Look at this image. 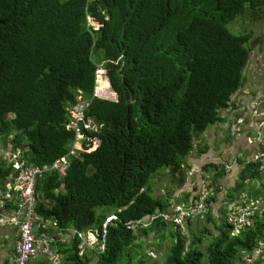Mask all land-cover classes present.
Segmentation results:
<instances>
[{"label":"trees","instance_id":"1","mask_svg":"<svg viewBox=\"0 0 264 264\" xmlns=\"http://www.w3.org/2000/svg\"><path fill=\"white\" fill-rule=\"evenodd\" d=\"M247 11L263 18L264 0H0V144L42 169L36 213L45 227L36 224V233L53 239L61 264H144L139 235H160L169 225L165 263L200 264L206 227L188 241L161 216L147 226L139 222L169 210L168 184L187 181L195 136L222 120L243 87L253 33L236 34L230 24ZM99 65L109 80H101L102 88L111 87L118 100L98 96ZM79 97L88 104L79 126L83 148L68 155L62 176L51 165L76 140L69 125ZM228 163L202 168L210 172L203 177L205 214L217 229L206 255L208 264H249L243 257L264 242V205L238 233L227 217L218 222L208 212ZM15 175L0 152V208L14 203L9 217L18 210ZM161 175L168 183L153 195ZM255 181L252 199L264 197L260 163L245 161L227 201ZM6 182L14 188L6 190ZM102 207L114 211L97 212ZM90 231L99 242L93 249L79 235ZM250 264H264V248Z\"/></svg>","mask_w":264,"mask_h":264},{"label":"crops","instance_id":"2","mask_svg":"<svg viewBox=\"0 0 264 264\" xmlns=\"http://www.w3.org/2000/svg\"><path fill=\"white\" fill-rule=\"evenodd\" d=\"M262 66H264V61H260L257 58L249 60L245 70L244 85L231 98V105L221 111L222 120L195 137L194 149L187 156V164L185 166L186 174L188 175L187 181L184 184H173L174 198L171 199L172 203L175 202L176 204L179 201L184 202L186 200L190 203L194 200L202 177L200 174L203 173L202 168L205 165L216 163L221 165L220 169H222L225 163L230 162V166H225V175L220 180V188L214 194L216 197H214V201H211L208 209L209 212H212L214 218L219 217L220 208L226 210L225 207L229 203L226 199L227 193H229L227 191L236 187L244 162L254 153L250 154L246 159L242 156V153L254 146V144H249L248 140H252L255 134L256 137H259L258 140L261 141L256 144L262 145L263 147H260L264 148V123L262 127L258 128L250 126L247 122L246 125H243V132L238 136H231L229 132L231 129L227 128V125L231 122L242 118L243 114L246 115L248 113L252 117L253 108L255 107L254 103H257L261 95L258 90H261L264 95V76L261 81L257 77L261 70L264 72ZM259 106L257 108L262 109L264 112V102H261ZM224 129L226 132L223 131ZM234 182H236V185ZM259 186L258 181L248 184V194L252 197L254 194L253 190L256 191L255 187ZM12 187V184L6 182V190H10ZM247 200L249 198L245 201ZM245 201L240 200V203ZM12 205L6 206L5 209L0 208V264H9L14 257L13 245L17 238V224L8 220L9 214L7 213L13 208ZM40 239L41 237L38 236V245H40ZM47 259L42 252H38L33 256L29 264H36L38 260Z\"/></svg>","mask_w":264,"mask_h":264},{"label":"built area","instance_id":"3","mask_svg":"<svg viewBox=\"0 0 264 264\" xmlns=\"http://www.w3.org/2000/svg\"><path fill=\"white\" fill-rule=\"evenodd\" d=\"M89 20H92L91 17H89ZM96 78L98 83V93V89L100 90V79L106 78V80H108L103 68L100 65L96 72ZM87 106L88 104L81 97H79V103L74 108L73 119L69 125V127L73 128L77 133L76 140L71 145L70 152L67 155H63L61 156V158L55 160L51 165V168L59 170V173L62 176L66 175L68 155H79L78 151L83 148L82 142L80 141L82 135L80 134L79 126L80 122L84 121L83 115L84 110L87 108ZM254 115L257 116L258 119H261L264 117V112H262V110L260 109L255 108L253 110V115L250 118L253 119ZM247 122L250 125V121L248 119L239 118L236 122L238 125V130H241L243 128V125H246ZM85 126L88 127L89 125L86 124ZM77 141H80L79 145L77 144ZM97 145L98 142L95 141V144L92 147L87 148L86 150H94ZM2 148L9 149L7 152H3L1 150ZM12 149L13 148L10 149V147H3L0 144V152L3 153V156L9 162L13 163V166L16 169V175L14 177L13 183L15 188L19 191V198L17 203L18 210L16 214L8 217V220L10 222H14L15 224H17V238L13 245L14 257L9 264H28L31 258L38 252H42L49 258V264H59L60 253H58L57 250L51 245V242L53 241L52 238L44 233L40 239V245H38L36 224H38L39 227H45L44 223L39 220V217L36 213V207L38 203L36 184L38 174L42 172V169L35 165H25L26 163L24 160L18 159V150L13 149L12 151ZM250 161L260 163V170H262L264 174V150L259 149L254 151L248 162ZM229 164L230 163H228L227 165ZM199 188L200 190L197 193V198H195L189 205H185L182 203L175 204L174 207L172 206L171 211L168 210L167 212L148 218V220L152 221L153 219L161 216L166 221H169L175 225H183L184 221L188 222L195 217L202 216V214H204L206 210V199L209 192L203 179L200 180ZM1 203L2 201H0V206ZM262 205H264V197L257 199L251 198L244 203L231 202L227 205V219L234 225V228L237 231L236 233H238L241 228H244L245 226L250 224L253 216L256 213L262 212ZM112 218H116V216L110 217L108 220ZM139 223L143 224L144 226L147 225L144 223V221H140ZM88 233H79V235L82 237L83 243L87 245L88 248L93 249L95 245H93L91 239L88 236ZM91 234L93 235V232H91ZM100 246L102 249L103 245ZM263 248L264 244L261 247L256 248L252 254L245 257L250 262L254 261L259 257ZM257 253L258 256L256 259H254Z\"/></svg>","mask_w":264,"mask_h":264},{"label":"rangeland","instance_id":"4","mask_svg":"<svg viewBox=\"0 0 264 264\" xmlns=\"http://www.w3.org/2000/svg\"><path fill=\"white\" fill-rule=\"evenodd\" d=\"M91 22L96 27L99 25L97 20H93ZM230 28H231L230 30L236 34L243 33L246 31H251L253 33V38L250 41V45L252 48L250 60L252 58L253 59L257 58L260 61H264V17L260 18V19H254L253 15L247 11L245 14H242V15L238 16L236 19H234L232 21V23L230 24ZM262 68H264V66H262ZM263 76H264V72L261 70V73H258V75H257L258 80L261 81ZM101 80L103 82L109 81V80H106V78L100 79V82H99L100 90L98 89V93H97L98 96L100 98L108 99V100H112V101L118 100V94H116L115 97L112 96V93L114 91L112 90L111 87L110 88L109 87L102 88ZM258 92L261 95H260L257 103H254L255 108H257V106H259V104L261 102H264L263 93L261 92V90H258ZM258 109H260V108H258ZM260 110H262V109H260ZM242 118L248 119L250 121V126H252V127L256 126L259 128V127H262V125L264 123V117L261 119H258L257 116L254 115V118L251 119L250 114H248V113L246 115L243 114ZM258 121H260V122H258ZM236 122H237V120L233 121L229 125H227V128L231 129V130H229L231 136H238L243 132L244 128H242L241 130H238V125ZM223 131L226 132L225 129ZM258 138L259 137H256V135L254 134L252 137V140H248V143L254 144V146L247 149L245 151V153H242L243 158H245V159L248 158L250 156V154H252L256 150H259V149L264 150V148H262L263 147L262 145L256 144L257 142L258 143L261 142L260 140H258ZM218 140H220V139H218ZM77 144L79 145L80 141H77ZM260 146H262V147H260ZM8 149L2 148L1 150L3 152H7ZM245 154H247V155H245ZM249 159L250 158H248L246 161H248ZM207 172L210 174L209 170H207ZM200 176H202L201 179H203V177L207 178L208 174L201 173ZM160 177H162L161 183L159 182L157 184V181H154V183L151 185L153 195H156L158 188L161 185H163V183L165 185H166V182L168 183L167 177L165 175H161ZM234 184L236 185V182H234ZM199 185H200V183H199ZM168 188H169V190H172V183L171 182L168 184ZM199 190H200V188L198 187L197 193L199 192ZM247 190H248V185H246L244 190L239 192L238 197H236L237 200H234L233 202L240 203V200L245 201L248 198L251 199L252 197L248 194ZM182 204H184V203H182ZM174 205H175V202H173V203L171 202V207L169 208L170 211H171L172 206L174 207ZM221 210L224 211V209L220 208V212L218 213L219 217L217 219L218 222L222 221V219H225L227 217V213L221 212ZM106 211L113 212L114 208L113 207H102L101 209L100 208L97 209V212H99V213L106 212ZM210 213H212V212H210ZM207 217H208V213H206V214L204 213V214H202V216L195 217L193 220H191L190 223L184 221L183 225H179L181 232L185 234L188 241H190L193 238V235L197 234L199 232V230H202L203 227L207 228L206 236L202 238V241L199 244V247L204 252V255L201 258L200 264H208V259H207L206 250H205L206 245L208 243V237H210L212 234L217 233V229H216V227H214L216 225H214L211 221L209 222V220H207ZM144 223L149 225L151 223V221H149L148 218H146L144 220ZM172 229H173L172 225H169V227L165 230V232L160 233V235H157L156 233H152V232L149 235H146L144 233L139 235L138 238H139V242L142 245V251H145L148 255L145 258L144 264H166L165 259H166V256L168 254L169 246L172 242L171 238H170V231ZM91 232L92 231H90L88 233V236L91 239L93 245L96 246V243H99L97 241V236L94 233L92 235ZM236 232L237 231L235 230V233ZM263 243L264 242L260 243V247L263 245ZM89 249H91V248H89ZM97 249H101V246L97 245ZM87 251H92V250H87L85 248L83 249V252H87ZM93 256H94V258H93L92 263H94L96 261L95 254H93ZM257 256H258V253L256 254L254 259H256ZM60 260H61V263H63L64 259L62 260V258H60ZM243 260H245L249 264L251 263L249 260H247V258L245 256L243 257Z\"/></svg>","mask_w":264,"mask_h":264},{"label":"clouds","instance_id":"5","mask_svg":"<svg viewBox=\"0 0 264 264\" xmlns=\"http://www.w3.org/2000/svg\"><path fill=\"white\" fill-rule=\"evenodd\" d=\"M110 83V82H109Z\"/></svg>","mask_w":264,"mask_h":264}]
</instances>
